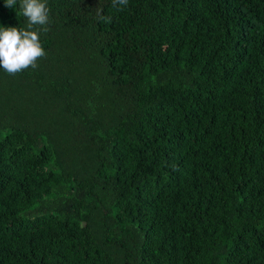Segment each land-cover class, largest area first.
<instances>
[{"label":"trees","instance_id":"16d2710c","mask_svg":"<svg viewBox=\"0 0 264 264\" xmlns=\"http://www.w3.org/2000/svg\"><path fill=\"white\" fill-rule=\"evenodd\" d=\"M46 2L0 68V264H264V0Z\"/></svg>","mask_w":264,"mask_h":264},{"label":"clouds","instance_id":"9594fccd","mask_svg":"<svg viewBox=\"0 0 264 264\" xmlns=\"http://www.w3.org/2000/svg\"><path fill=\"white\" fill-rule=\"evenodd\" d=\"M112 4L114 7L127 6L128 0H112ZM4 6L18 8L17 14L27 21L24 28L0 25V68L15 75L36 68L37 60L46 55L39 33L48 31L50 10L46 0H4ZM97 15L102 20L110 19L102 16L99 9Z\"/></svg>","mask_w":264,"mask_h":264}]
</instances>
